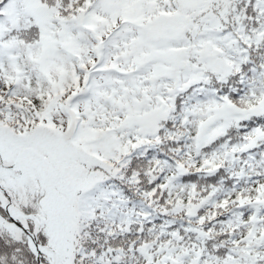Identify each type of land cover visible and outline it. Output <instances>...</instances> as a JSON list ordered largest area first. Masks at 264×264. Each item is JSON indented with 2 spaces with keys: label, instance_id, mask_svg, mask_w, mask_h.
<instances>
[{
  "label": "snow or ice",
  "instance_id": "snow-or-ice-1",
  "mask_svg": "<svg viewBox=\"0 0 264 264\" xmlns=\"http://www.w3.org/2000/svg\"><path fill=\"white\" fill-rule=\"evenodd\" d=\"M0 264H264V0H0Z\"/></svg>",
  "mask_w": 264,
  "mask_h": 264
}]
</instances>
